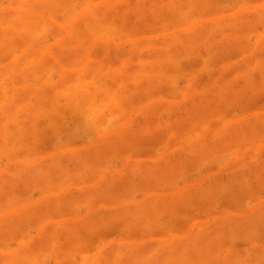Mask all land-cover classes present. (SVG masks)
<instances>
[{"label":"rangeland","instance_id":"obj_1","mask_svg":"<svg viewBox=\"0 0 264 264\" xmlns=\"http://www.w3.org/2000/svg\"><path fill=\"white\" fill-rule=\"evenodd\" d=\"M0 264H264V0H0Z\"/></svg>","mask_w":264,"mask_h":264}]
</instances>
